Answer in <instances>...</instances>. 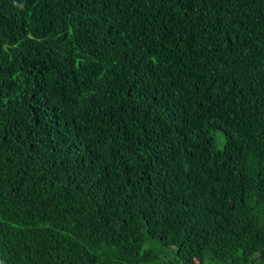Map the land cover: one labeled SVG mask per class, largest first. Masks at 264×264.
<instances>
[{
    "label": "trees",
    "instance_id": "1",
    "mask_svg": "<svg viewBox=\"0 0 264 264\" xmlns=\"http://www.w3.org/2000/svg\"><path fill=\"white\" fill-rule=\"evenodd\" d=\"M0 264H264V0H0Z\"/></svg>",
    "mask_w": 264,
    "mask_h": 264
},
{
    "label": "rangeland",
    "instance_id": "2",
    "mask_svg": "<svg viewBox=\"0 0 264 264\" xmlns=\"http://www.w3.org/2000/svg\"><path fill=\"white\" fill-rule=\"evenodd\" d=\"M219 146L221 147V148H224V145H225V140H224V136H223V134H220L219 135Z\"/></svg>",
    "mask_w": 264,
    "mask_h": 264
}]
</instances>
